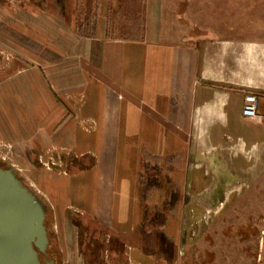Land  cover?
Listing matches in <instances>:
<instances>
[{"label":"crops","instance_id":"0c3cea01","mask_svg":"<svg viewBox=\"0 0 264 264\" xmlns=\"http://www.w3.org/2000/svg\"><path fill=\"white\" fill-rule=\"evenodd\" d=\"M91 3L84 37L88 0H0V164L47 264H183L197 218L264 207V0Z\"/></svg>","mask_w":264,"mask_h":264},{"label":"rangeland","instance_id":"374dc122","mask_svg":"<svg viewBox=\"0 0 264 264\" xmlns=\"http://www.w3.org/2000/svg\"><path fill=\"white\" fill-rule=\"evenodd\" d=\"M79 5L85 12L86 5H83V2ZM0 166L10 169L6 165L0 164ZM16 177L19 178L17 175ZM247 200H249L248 194L242 195L237 202L235 196H232L230 207L213 216L211 227L202 224L197 218L193 226L197 238L184 248L181 262L183 264H264V207L260 204L258 215L253 214L255 209L252 207H244V211L242 207H237ZM261 200H264V193H261ZM45 225L50 238L52 235L48 229L49 225L47 222ZM52 243L53 240L50 238L46 254L52 253ZM46 254L40 255L42 264H47Z\"/></svg>","mask_w":264,"mask_h":264},{"label":"water","instance_id":"95a60500","mask_svg":"<svg viewBox=\"0 0 264 264\" xmlns=\"http://www.w3.org/2000/svg\"><path fill=\"white\" fill-rule=\"evenodd\" d=\"M45 220L37 197L0 166V264H42L49 245Z\"/></svg>","mask_w":264,"mask_h":264},{"label":"trees","instance_id":"16d2710c","mask_svg":"<svg viewBox=\"0 0 264 264\" xmlns=\"http://www.w3.org/2000/svg\"><path fill=\"white\" fill-rule=\"evenodd\" d=\"M91 0H88V9H89V13H88V15H86V17H85V23H84V26H83V28L82 27H80L79 28V30H78V34L80 35V36H84V37H92V35H93V24H94V19H95V17H96V13H92V11H91ZM93 14V15H92ZM24 184V183H23ZM25 185V184H24ZM26 186V185H25ZM27 187V186H26ZM28 188V187H27ZM174 202V200H172V202L171 203H173ZM44 208V207H43ZM45 210V209H44ZM45 215H46V212H45ZM45 223H46V220H45ZM46 226V225H45ZM46 229H47V227H46ZM47 233H48V231H47ZM48 238H49V236H48ZM49 246V245H48Z\"/></svg>","mask_w":264,"mask_h":264},{"label":"built area","instance_id":"2783aa9c","mask_svg":"<svg viewBox=\"0 0 264 264\" xmlns=\"http://www.w3.org/2000/svg\"><path fill=\"white\" fill-rule=\"evenodd\" d=\"M243 116L247 119H253L258 116V99L254 95H248L245 98L243 107Z\"/></svg>","mask_w":264,"mask_h":264},{"label":"flooded vegetation","instance_id":"af4514ba","mask_svg":"<svg viewBox=\"0 0 264 264\" xmlns=\"http://www.w3.org/2000/svg\"><path fill=\"white\" fill-rule=\"evenodd\" d=\"M48 249V248H47ZM47 252V251H46ZM46 254V253H45ZM41 255V254H40ZM47 263V261H45Z\"/></svg>","mask_w":264,"mask_h":264}]
</instances>
